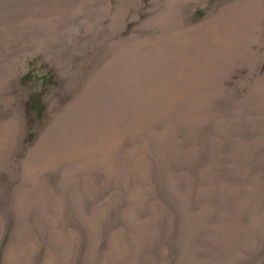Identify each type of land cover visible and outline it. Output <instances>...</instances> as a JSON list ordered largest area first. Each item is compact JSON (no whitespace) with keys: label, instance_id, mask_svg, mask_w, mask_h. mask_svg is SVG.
Listing matches in <instances>:
<instances>
[{"label":"rangeland","instance_id":"rangeland-1","mask_svg":"<svg viewBox=\"0 0 264 264\" xmlns=\"http://www.w3.org/2000/svg\"><path fill=\"white\" fill-rule=\"evenodd\" d=\"M0 264H264V0H0Z\"/></svg>","mask_w":264,"mask_h":264}]
</instances>
